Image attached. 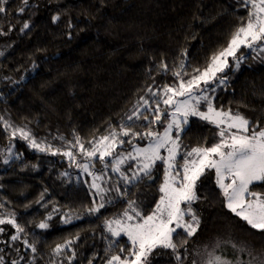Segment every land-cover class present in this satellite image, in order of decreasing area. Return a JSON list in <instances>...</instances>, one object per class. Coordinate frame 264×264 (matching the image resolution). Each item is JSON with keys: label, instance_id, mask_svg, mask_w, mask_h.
<instances>
[{"label": "trees", "instance_id": "16d2710c", "mask_svg": "<svg viewBox=\"0 0 264 264\" xmlns=\"http://www.w3.org/2000/svg\"><path fill=\"white\" fill-rule=\"evenodd\" d=\"M3 6L0 219L13 218L24 231L0 225V260L54 264V252L62 259L60 264H105L118 255V245L128 242L107 235L105 222L121 216L129 201H135L143 215L149 214L161 196L162 165L155 164L150 176L141 175L127 187L117 184V198L89 216L90 191L62 175L67 165L61 155L80 145L91 149L113 131L121 146L117 152L144 145L149 139L144 133L161 131L168 120L153 124L144 120L143 116L153 119L149 108L141 109L144 100L152 104L153 92L177 83L173 73L180 72L187 80L194 69H202L246 22L249 4L244 0H3ZM237 55L243 57L239 67H228L221 75L227 81L212 91L213 107L240 114L252 129H262L264 64L244 48ZM231 60L230 66L235 61ZM136 109L143 110L141 118L128 120ZM124 125L133 126L138 133L135 139L119 134ZM17 129L27 131L30 139H22L19 132L13 136ZM217 132L206 121L191 118L181 134V148L210 147L219 141ZM30 140L47 149L29 147ZM11 147L17 159L5 164L3 154ZM196 191L198 231L192 237L177 231L176 250L154 249L149 264H192V250L216 239L226 241L227 252H222L226 260L232 261L234 252L228 246H233L243 249L237 264H264V233L225 208L213 179L198 181ZM253 191L264 193V185H255ZM41 222L48 227L39 228ZM13 235L19 239L13 241Z\"/></svg>", "mask_w": 264, "mask_h": 264}, {"label": "snow or ice", "instance_id": "6c2138e0", "mask_svg": "<svg viewBox=\"0 0 264 264\" xmlns=\"http://www.w3.org/2000/svg\"><path fill=\"white\" fill-rule=\"evenodd\" d=\"M244 3H250L247 21L236 28L226 46L213 53L202 69H194L190 79L185 80L180 72L173 73L177 77V83L172 86L165 85L161 99L153 101L157 107L154 110L148 109L153 112V119L149 120L148 116L142 117L149 124H153L170 116L171 120L167 123L164 132L161 134L147 131L144 136L151 138L147 147L137 148L133 144L135 156L132 153H128L126 157L118 154L119 158L113 163L112 171L120 173L119 164L125 159L142 158L138 165V172L131 177L132 180H136L140 173L150 176L156 161H161L165 167L164 182L159 188L162 195L151 214L143 215L136 207L135 201H129L128 208L124 210L123 219L105 222L106 230L113 237L127 236L132 245L131 255L134 257L129 260L120 255H112L107 264H149V256L157 247L176 250L178 245L174 242L173 234L177 229H183L187 237H192L198 231L200 224L192 204L199 199L196 191L197 182L207 171L215 173V183L223 195L225 208L252 229L264 233V193L253 191L255 185H264V128L252 129L250 122L242 115L233 114L230 111H218L213 107L211 99L203 94L208 90L207 86L214 81L224 83V79L218 74L229 67L230 57L235 58L236 66L239 67L243 57L238 56L237 53L241 48L253 50L258 48L260 52H264V0H244ZM5 11L3 0H0V13ZM56 19L53 17V21ZM27 27L28 24L25 23L24 28ZM162 67L167 71L166 65ZM212 91H215V88H212ZM152 95L157 96L159 93L153 92ZM202 102L207 104V111L201 110ZM159 103H163L166 106L165 109H160ZM148 104L149 102L144 100L146 108ZM141 115L139 109H136L133 115L128 116V120H133L134 116L140 119ZM189 117H198L215 125L219 129L220 141L210 147L192 148L185 153L183 164L178 165L177 155L180 148L178 142L184 126L189 123ZM132 127V125L122 126L119 134L135 139L138 133L133 132ZM173 129L176 130L174 135ZM233 129L235 131H232ZM17 132L22 139H30L29 133L23 129L15 130L13 136ZM116 137L117 133L113 131L110 135L98 140L91 151L84 150L83 145H80V148L89 159L96 156L98 152L99 159L103 162L116 150ZM127 143H131V140ZM77 144H79V138H77ZM29 147H36L39 151L46 150L45 146L37 144L35 140H30ZM161 149L167 152L166 157L161 155ZM48 150L51 151L50 148ZM55 154L53 152V155ZM63 155L74 159L70 151L64 152ZM5 163L8 161L5 160ZM81 167L85 172L89 171L88 164ZM180 168L182 172L178 170ZM120 175L123 180L129 179L123 173ZM99 179V176H94V180ZM92 187L100 193L105 191L96 183H93ZM115 190L118 193L120 191ZM104 206L105 204L101 203L98 207L91 208L90 212H98ZM186 216H190L191 219H185ZM134 219L136 222L129 223ZM3 224L12 225L17 233L24 231L13 218L0 219V225ZM38 227L46 229L48 224L41 222ZM2 231L3 229H0V232ZM11 239L15 241L19 239V236L13 235ZM184 243H187V240H184ZM63 247H67V244L57 245L55 251L59 252ZM32 250L35 252L34 246ZM120 251L129 250L122 247ZM209 257L207 264H230L229 261L212 253H209ZM177 259L179 260L180 257L177 256ZM13 264L17 262L14 261Z\"/></svg>", "mask_w": 264, "mask_h": 264}, {"label": "rangeland", "instance_id": "374dc122", "mask_svg": "<svg viewBox=\"0 0 264 264\" xmlns=\"http://www.w3.org/2000/svg\"><path fill=\"white\" fill-rule=\"evenodd\" d=\"M249 10H250V3H249L248 11ZM244 49L245 50H249V53H251L258 62L264 64V52H260L258 50V48L256 50L248 49V48H244ZM231 59H232L231 61L235 60V58H231ZM229 68L230 69H234V70H236L238 68L236 66V60L234 61L233 65H231V66L229 65ZM227 69L228 68H226L225 71ZM225 71L223 73H219L218 74V76L220 78L224 79V83L227 81V76H225V77L223 76L222 77L221 75H223L225 73ZM214 83H215L214 86H212V84L208 85L207 86L208 90L205 93H203L204 95H207L211 99V101H212V88H215L216 86L219 87V86L224 84V83L220 84L218 80L214 81ZM175 84L176 83H174L173 85H175ZM170 86H172V85H170ZM162 90L156 92V93H159V95L154 96L155 97L154 101H159L161 99V97L163 96ZM143 107H145L144 104L141 106V109ZM154 107H157V104L154 103V102L152 104H150V105L148 104V106H147V108L152 109V110H153ZM163 107L165 108L166 106L163 103H159V108L161 109ZM200 108L203 111H207V104L202 102L201 105H200ZM139 111H143V110H139ZM169 111H171V110H169ZM218 111H222V110H218ZM231 113L235 114L234 112H231ZM191 118H198V117H189V120ZM170 120H171V117L169 116L167 122H165V125H164L163 129H161V131H159L158 133L162 134L164 132V129H165L167 123L170 122ZM207 123L209 125L215 127V125H213V124H211L209 122H207ZM186 127H187V125L184 126V130L186 129ZM216 129L219 132V129L218 128H216ZM184 130H183V132H184ZM175 131L176 130L173 129V132H172L173 135L175 134ZM232 131H235V130L233 129ZM218 132H217V136L219 138L218 140L220 141V136L218 135ZM150 139L151 138H149L148 141H146V143L144 145H142V146L138 145L136 147L137 148L147 147L149 145V143H150ZM29 142L30 141H28V145H29ZM178 143L180 144V141ZM118 147H121V146L117 144L116 150L112 153L111 156L107 157L105 159V161H103V162L99 159V153L98 152H97L96 156H93L91 159H89L84 154V152L81 150V148H78L75 152L70 151V152L73 153L74 159L73 158H69V157H67V156H65L63 154L61 155V160L64 161V163L67 165L66 168H62V170H61L62 175L67 177V178H69V179L71 177L75 182L83 183L90 191V194H91V197H92V205L89 208V210H87V214L89 216L96 215L107 204L113 202L115 200V198H117V196L119 194L115 190V189H119L117 184H121V185H124V186L127 187L131 183L135 182L141 175H144L143 173H140L139 177L136 180H132L131 179V177L135 173L138 172V165L142 161V158H139V157L137 159H125L123 163L119 164L120 173H123L126 177H128L129 178L128 180L121 179L120 173L112 171L113 163L115 162L116 159L119 158L118 154H121V155H123L125 157L127 156L128 153H132L133 156L136 155L133 147L130 150H128V151L117 152V148ZM92 148L91 149H87L86 151H91ZM45 149H47V148L45 147ZM189 151H191V149L190 150L188 149V151L184 150V149L181 148V144H180L179 152H178V155H177V164L178 165H182L183 164L184 155H185V153H187ZM160 152H161L162 156H165V157L167 156V152L164 149H161ZM15 159H17V154L15 153L14 148L13 147L8 148L3 154V162L5 163V160H7L8 163H5V164H9L11 161H14ZM84 164H88L89 165V171L88 172H85L83 170V167H81ZM155 164H161L162 165L163 172H162V181L160 183V186H161V184H163V182H164V167L165 166H164V164L161 161H156ZM97 169L100 170V171H97ZM178 170H180L182 172V168H180ZM89 173H92V174H89ZM94 176H99L100 179L99 180H94ZM201 179H213L214 183H215V173H214V171H207L206 174L201 177ZM93 183L99 184L101 188L105 189V191L103 193L98 192L95 188L92 187ZM197 184H198V182H197ZM160 195H162L161 192H160ZM101 203L105 204V206L103 208H100L99 211L95 212V213H91L90 212L91 208L98 207L99 204H101ZM193 204H192V208L194 209ZM182 207H183V205H182ZM152 211L149 214H151ZM130 214L134 215V213H130ZM149 214H147V215H149ZM115 219H123V214L121 216H119V215L115 216L111 220H115ZM185 219L190 220L191 217L190 216H186ZM111 220H108V221H111ZM134 222H136L135 219L133 221H130L129 223H134ZM113 227H115V225H113ZM104 230H105V233L107 235L112 236L111 233L106 230V224L104 225ZM179 230L183 231V229H177V231H179ZM177 231H176V233H177ZM176 233H174L173 235L175 236ZM1 236H2V234L0 232V241H2ZM121 237L125 238L128 242L125 243V244L118 245V248H119V249H117L118 255H120L121 257L127 258L129 260L134 259V257L131 255L132 245H131V242L128 240L127 236L121 235L120 237H114V238L119 239ZM225 244H226V241L221 242L219 239H216V240H213L210 243V245H208L206 247L205 246L202 247V248H198L197 247L196 249H193L192 251H194V257L192 258V264H207L208 260L210 259L209 253H212L214 256H219L221 258H224L222 256V252L223 251L227 252V249H223ZM217 245H219V246L217 247ZM122 247L128 249L129 251L121 252L120 249ZM228 247L230 248L231 252H234L233 257H232V261H229L230 264H237L236 259L241 255L240 254L241 247H240L239 251H238L237 247H235V248L233 246H228ZM157 248H161V247H157ZM53 254H54L55 259H56L54 264H60L62 259L59 256H57L56 253L53 252ZM108 260H106L105 264H107ZM224 260H226V259L224 258Z\"/></svg>", "mask_w": 264, "mask_h": 264}]
</instances>
